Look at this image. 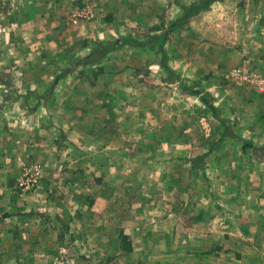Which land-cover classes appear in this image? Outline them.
<instances>
[{
	"label": "rangeland",
	"instance_id": "374dc122",
	"mask_svg": "<svg viewBox=\"0 0 264 264\" xmlns=\"http://www.w3.org/2000/svg\"><path fill=\"white\" fill-rule=\"evenodd\" d=\"M253 80L264 0H0V264H264Z\"/></svg>",
	"mask_w": 264,
	"mask_h": 264
},
{
	"label": "built area",
	"instance_id": "2783aa9c",
	"mask_svg": "<svg viewBox=\"0 0 264 264\" xmlns=\"http://www.w3.org/2000/svg\"><path fill=\"white\" fill-rule=\"evenodd\" d=\"M257 88L260 92H264V80H254ZM40 173L37 168H30L22 173L20 179H18V185L22 189H31L38 184Z\"/></svg>",
	"mask_w": 264,
	"mask_h": 264
},
{
	"label": "trees",
	"instance_id": "16d2710c",
	"mask_svg": "<svg viewBox=\"0 0 264 264\" xmlns=\"http://www.w3.org/2000/svg\"><path fill=\"white\" fill-rule=\"evenodd\" d=\"M117 42H115L114 44H116ZM108 48H109V46H101V47H99L97 50L98 51H100V54H104L107 50H108ZM94 52H92V54H93ZM87 58H89V57H87ZM56 81V80H55ZM185 90H192V89H190V87H188V86H186L185 85V83H182V85H181ZM194 93H195V91H194ZM205 100V99H204Z\"/></svg>",
	"mask_w": 264,
	"mask_h": 264
},
{
	"label": "crops",
	"instance_id": "0c3cea01",
	"mask_svg": "<svg viewBox=\"0 0 264 264\" xmlns=\"http://www.w3.org/2000/svg\"><path fill=\"white\" fill-rule=\"evenodd\" d=\"M254 81V80H253ZM256 85V84H255ZM257 87V86H256ZM258 89V88H257ZM259 90V89H258Z\"/></svg>",
	"mask_w": 264,
	"mask_h": 264
}]
</instances>
